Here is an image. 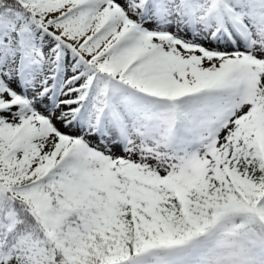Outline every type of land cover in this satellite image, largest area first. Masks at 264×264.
<instances>
[{
    "label": "snow or ice",
    "instance_id": "6c2138e0",
    "mask_svg": "<svg viewBox=\"0 0 264 264\" xmlns=\"http://www.w3.org/2000/svg\"><path fill=\"white\" fill-rule=\"evenodd\" d=\"M0 264H264V0H0Z\"/></svg>",
    "mask_w": 264,
    "mask_h": 264
}]
</instances>
